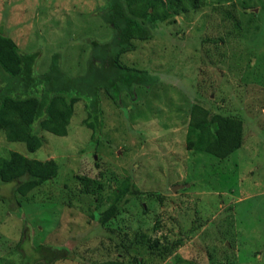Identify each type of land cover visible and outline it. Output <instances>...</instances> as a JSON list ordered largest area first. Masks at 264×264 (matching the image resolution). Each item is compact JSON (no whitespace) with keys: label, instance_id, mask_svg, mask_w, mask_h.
<instances>
[{"label":"rangeland","instance_id":"374dc122","mask_svg":"<svg viewBox=\"0 0 264 264\" xmlns=\"http://www.w3.org/2000/svg\"><path fill=\"white\" fill-rule=\"evenodd\" d=\"M103 1L0 0V33L22 53L39 54L38 76L56 53L63 71L78 76L86 71L90 41L111 39L98 13ZM136 44L123 62L158 82L122 94L118 103L101 93L104 124L95 138L83 125L84 101L65 137L35 124L44 141L36 152L9 142L0 130V158L16 151L61 167L56 179L27 198L15 193V183L0 182V264L114 259L118 225L130 240L140 233L138 248L151 239L163 246L164 236L184 239L169 258L146 255L143 264H264V0H206L199 11L161 24L152 40ZM4 79L0 72L1 86ZM195 103L240 117L242 148L225 160L188 150ZM84 176L100 179L95 195L83 193ZM126 178L160 198L127 194L119 203L125 212L104 228L94 216L111 207ZM178 186L184 188L174 191ZM53 252L58 258L47 263Z\"/></svg>","mask_w":264,"mask_h":264},{"label":"trees","instance_id":"16d2710c","mask_svg":"<svg viewBox=\"0 0 264 264\" xmlns=\"http://www.w3.org/2000/svg\"><path fill=\"white\" fill-rule=\"evenodd\" d=\"M205 5L206 0H104L98 13L112 31L111 39L90 41L86 71L74 77L63 71L61 53H56L49 70L38 76L35 68L39 54L22 53L10 37L0 33V72L8 82L6 86L0 85V130L5 132L9 142L24 143L29 152H36L44 141L35 131V124L41 132L65 137L76 105L84 101L87 117L83 125L93 132L92 138H95L104 124L101 93L118 103L122 94H132L137 87H152L158 82V78L147 70L127 65L123 57L137 50V42L152 40L161 24L175 23L176 17L197 12ZM224 14L225 17H234L231 11ZM235 26L236 30H241L238 21ZM243 138L244 125L240 117L212 113L199 103L192 105L188 150L225 160L242 148ZM60 169L54 160L29 159L13 151L9 157L0 158V182L15 183V193L27 198L33 190L56 179ZM80 181L86 195L93 196L102 188L99 178L84 176ZM127 194L139 200L143 195L160 198L156 193L145 194L131 185V178H126L114 192L111 207L94 216L102 227H111L120 219L125 208L119 203ZM115 231L120 239L115 242L117 257L98 260L95 264H128L132 262V256H135L134 264H143L146 255L167 259L184 244L183 238L171 242L169 236H164L163 246L151 239L148 247L138 248L140 233L130 240L125 227L118 225ZM105 249L110 255L112 249ZM51 258L49 256L46 262L58 257L54 253V259Z\"/></svg>","mask_w":264,"mask_h":264},{"label":"water","instance_id":"95a60500","mask_svg":"<svg viewBox=\"0 0 264 264\" xmlns=\"http://www.w3.org/2000/svg\"><path fill=\"white\" fill-rule=\"evenodd\" d=\"M182 188H184V187L178 186V187L174 188V191L177 189H182Z\"/></svg>","mask_w":264,"mask_h":264}]
</instances>
